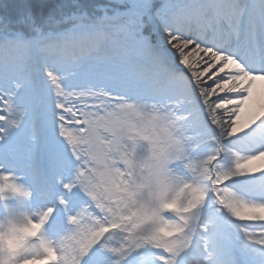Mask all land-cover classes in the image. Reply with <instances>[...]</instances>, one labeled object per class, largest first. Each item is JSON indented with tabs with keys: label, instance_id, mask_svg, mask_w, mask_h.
I'll return each instance as SVG.
<instances>
[{
	"label": "snow or ice",
	"instance_id": "1",
	"mask_svg": "<svg viewBox=\"0 0 264 264\" xmlns=\"http://www.w3.org/2000/svg\"><path fill=\"white\" fill-rule=\"evenodd\" d=\"M0 264H264V0H0Z\"/></svg>",
	"mask_w": 264,
	"mask_h": 264
},
{
	"label": "trees",
	"instance_id": "2",
	"mask_svg": "<svg viewBox=\"0 0 264 264\" xmlns=\"http://www.w3.org/2000/svg\"><path fill=\"white\" fill-rule=\"evenodd\" d=\"M9 2H11V0H9ZM51 3H56L58 2V0H50Z\"/></svg>",
	"mask_w": 264,
	"mask_h": 264
}]
</instances>
